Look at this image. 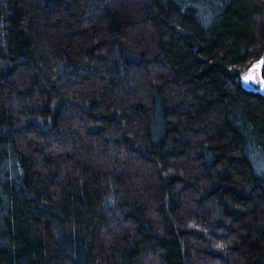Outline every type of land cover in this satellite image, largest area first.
Instances as JSON below:
<instances>
[{
    "label": "trees",
    "instance_id": "obj_1",
    "mask_svg": "<svg viewBox=\"0 0 264 264\" xmlns=\"http://www.w3.org/2000/svg\"><path fill=\"white\" fill-rule=\"evenodd\" d=\"M0 264H264V0H0Z\"/></svg>",
    "mask_w": 264,
    "mask_h": 264
},
{
    "label": "water",
    "instance_id": "obj_2",
    "mask_svg": "<svg viewBox=\"0 0 264 264\" xmlns=\"http://www.w3.org/2000/svg\"><path fill=\"white\" fill-rule=\"evenodd\" d=\"M248 78L245 79V82H247Z\"/></svg>",
    "mask_w": 264,
    "mask_h": 264
},
{
    "label": "rangeland",
    "instance_id": "obj_3",
    "mask_svg": "<svg viewBox=\"0 0 264 264\" xmlns=\"http://www.w3.org/2000/svg\"><path fill=\"white\" fill-rule=\"evenodd\" d=\"M249 79H250V78H249ZM249 79H248V80H249ZM248 80H247V81H248Z\"/></svg>",
    "mask_w": 264,
    "mask_h": 264
}]
</instances>
